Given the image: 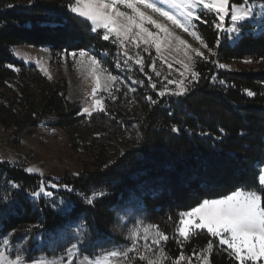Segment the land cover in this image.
<instances>
[{
	"label": "trees",
	"instance_id": "obj_1",
	"mask_svg": "<svg viewBox=\"0 0 264 264\" xmlns=\"http://www.w3.org/2000/svg\"><path fill=\"white\" fill-rule=\"evenodd\" d=\"M68 3L0 0V126L23 133L55 118L73 149L81 147L92 163L80 176L56 182L73 189L53 192L71 204L69 211L58 213L44 197L34 200L29 195L37 190L40 177L0 161V197L15 199L10 208L0 206V236L8 233L17 242L26 235L47 240L74 225L92 241L113 244L115 209L138 200L145 221L169 236L162 245L166 264L181 251L186 258L193 249L202 254L210 239L211 264H237L206 231L191 233L189 239L175 234L179 215L204 199H220L257 185L258 169L264 167V71L224 72L216 63L264 62V32L248 31L234 45L222 39L216 48V30L210 23L200 25L202 38L216 56L197 60L199 82L191 84L187 94L157 97L158 90L147 78L146 85L134 92L118 81L112 89L116 99H105L107 115L101 112L85 121L63 83L48 82L12 52L13 47L29 46L48 49L53 57L80 49L111 57L115 45L92 32L88 22L74 18ZM208 19L211 22L212 17ZM246 89L256 95L247 96ZM79 122L85 123L82 136ZM13 183L20 189L12 188ZM99 192L104 195L86 203V195ZM191 264H198L195 257Z\"/></svg>",
	"mask_w": 264,
	"mask_h": 264
},
{
	"label": "snow or ice",
	"instance_id": "obj_2",
	"mask_svg": "<svg viewBox=\"0 0 264 264\" xmlns=\"http://www.w3.org/2000/svg\"><path fill=\"white\" fill-rule=\"evenodd\" d=\"M124 9V10H122ZM68 10L74 14V18H83L85 22L90 21V30L94 33L102 30L98 34L104 41H111L117 45L114 60V68L116 70L127 72L131 71L128 67L129 61L139 65V71L144 72V59L137 52L135 58L129 55L128 45L134 48H140L143 44L144 52L149 55V48H155V52L161 53L162 43H171L170 37L172 33L168 26L158 22L153 18V14H158L160 17L170 21L184 32H188L196 38L202 47L207 50L209 55H205L204 51L199 48L193 49L197 56L202 60L208 61L210 57L216 56V52L202 38L199 32L200 25L210 23L216 30V39L214 46L218 48L222 39L236 42L245 35L246 25L250 22L253 27L262 26L261 31L264 32V0H69ZM208 14H212L211 22L208 19ZM73 18H69L68 22H72ZM227 20V25H226ZM146 25H151L156 31L151 30ZM221 34H223L221 36ZM186 42L181 40L180 44ZM190 47V46H188ZM187 55V53H185ZM73 60L86 58L87 66L90 69L91 75L95 79V86L91 91L92 102L83 107L82 112L91 117L93 112H103L107 115L104 99L100 93H107L108 97L115 100L116 97L112 94L114 84L118 80L126 81L131 84L143 85L144 81H133L131 78H125L119 75H113L108 71L106 64H102V60L107 59L106 54H96L94 51L80 49L78 52L73 51L66 53ZM99 55V58H98ZM162 62L167 63L161 55ZM264 59V58H261ZM191 60V57H189ZM83 62V60L81 61ZM215 63V60L212 61ZM184 67V72L179 73V81H174L168 77H164L167 81L162 85V90L156 93L157 97L182 96L187 94L189 85L198 83L200 78L199 72H192L189 65L179 62ZM245 63H251L246 60ZM123 65V67H122ZM9 67H12L9 65ZM150 67L155 72V61ZM169 70L173 68L172 64H168ZM220 68L225 65L220 64ZM191 72V79L188 80V85L184 84V80L188 79L185 73ZM159 77L161 74L155 72ZM150 87L156 89V83L152 82V77H147ZM179 84L180 87L176 91L168 88V85ZM223 85L225 81H220ZM130 91H135V88L129 87ZM247 96L256 95L251 90H245ZM127 93H125L126 95ZM145 99L155 104L151 96H146ZM179 131V129H173ZM223 129H221V132ZM29 174L33 173L31 167L25 169ZM41 176L43 174L41 173ZM50 189L63 188L68 191H73L69 184H58L51 179H41L37 190L29 193L32 199L45 195L53 197L54 193ZM12 188L19 190L20 185L13 183ZM103 192L92 193L84 197L87 204H93V198L96 196L102 197ZM15 203L13 196H8L7 199L0 197V206L11 207ZM67 207L70 210V205L64 200L59 201V205L53 204V207ZM179 228L175 234L178 237L189 239L190 232L199 233L206 231L211 238H215L217 245L228 252L229 255L237 262V264H264V167L258 169V181L256 186H252L249 190L239 189L233 191L230 195H225L220 199H204L197 207L189 211L181 213L178 217ZM158 225L149 224L141 236L136 228L132 230L131 245L126 248L114 246L107 251L103 264H109V258H114L115 264H130L132 259H139L145 264H161L166 258L164 249L160 247L161 242L168 241L169 236L161 231H156L150 236V229H158ZM78 231H83L78 227ZM14 231V230H13ZM10 234L6 233L0 236V264H29V259L26 256L28 248L26 246L27 237H25L23 247H16L17 242L14 239H9ZM79 241V237H77ZM226 246V247H224ZM82 244L72 243L66 250V257L62 256L59 260L53 259L50 264H75L77 256H83L84 259L79 264H101L94 257L96 253H85L82 251ZM213 249V243L210 239L206 249H202L198 253L195 249L192 250L190 257H185L181 251L178 258L171 261V264H181L187 261L191 264L192 257H195L197 262L209 264L210 253ZM158 251L159 255L155 253ZM130 253H136L135 257H130ZM31 264H38L35 257L32 258Z\"/></svg>",
	"mask_w": 264,
	"mask_h": 264
},
{
	"label": "rangeland",
	"instance_id": "obj_3",
	"mask_svg": "<svg viewBox=\"0 0 264 264\" xmlns=\"http://www.w3.org/2000/svg\"><path fill=\"white\" fill-rule=\"evenodd\" d=\"M149 14L153 15V18L158 22L166 24L173 35L170 37L171 43H162L161 53L159 55L155 52L154 46L149 48L151 55L143 51L145 47L143 44L140 48H134L132 45L127 46L130 56L135 58L136 53L138 52L140 56L143 57L144 72H140L139 65L134 64L133 61H129L128 63V67L131 71L122 72L116 70L114 68V60L117 58L115 56L117 45L111 41L110 42L115 45L113 55L110 57L109 53L102 52L107 55V59L102 60V64H106L108 71L113 75H119L125 78L130 77L133 81H144L143 85L138 83L130 85L126 81L118 80L128 87V89L129 87L135 88V91L146 85L145 78L148 76L152 77V82L156 83V89L158 91L162 90V85L167 83L164 77L179 81L182 78L176 69H179L180 72H184V67L179 63L181 61L183 64L189 65L192 72H195L197 60L200 59V57L192 51L193 49L199 48L201 51L205 52V55H209L207 50H205L199 41L191 36L190 33L184 32L183 29L172 25L170 21L165 20L158 14ZM211 17L212 14H208V18ZM81 19L84 20L83 18ZM87 22L91 24L90 21ZM225 23L227 25V20ZM146 26L151 30L156 31L151 25ZM261 27L262 26H256L254 28L253 24L250 22L246 25L245 33L249 31L258 34L261 32ZM101 31L102 30H98V32ZM181 40L186 43L184 45L180 44ZM237 42L238 41H229L231 45H234ZM12 52L14 56L18 60L23 61L26 66H35L38 72L46 78L48 82L63 83L68 91V99L70 102L76 104V108H78V111L80 112L79 115L85 119V121L90 118L82 112L83 107L88 106L92 102L91 91L95 86V79L90 73L86 58L78 57L76 60H73L70 55L65 58L66 53L53 57L48 49H37L29 46L13 47ZM185 53H187V55ZM161 55L165 58L167 63L161 61ZM189 57H191V60H189ZM82 60L83 62H81ZM153 61H155V72L161 74L159 77L155 75V72L150 67ZM245 61L246 60L232 62L217 61L216 64L219 70L224 72L264 71V62L250 60L251 63H245ZM168 64L173 65L171 70L167 67ZM220 64L225 65V67L220 68ZM185 75L188 79L184 80V84L188 85V80L191 79V72H187ZM179 87L180 85L178 83L168 85V88L172 91H176ZM100 95L105 103V99L108 96L107 93H100ZM99 113L101 112H93L92 116ZM56 123L55 118L49 117L38 127L29 128L23 133H18L15 129L5 130L0 126V161L9 163L14 167L22 169L24 172H26L25 169L31 167L34 171L30 175L38 176L44 180L50 178L54 183L80 176L85 169L90 168L92 158L81 147L79 150H74L67 134ZM79 124L82 127L79 129L80 136H82L85 129V123L79 122ZM77 125L78 123H74L75 127H77ZM26 173L29 174L28 172ZM41 173L43 176H41ZM48 190L59 192L63 189L57 188L53 190L49 187ZM41 197L47 199L49 206H51L55 212L65 213L69 211L67 207H53L54 203L59 205V201L62 200L59 194H54L53 197H48L42 194ZM68 204L71 207V204ZM115 215L114 223L110 227L113 236L117 237V240L114 241L113 244L110 240L92 241L90 237H87L84 230L78 231L77 229L79 226L74 225L61 228L56 233L49 235L47 240L38 238L37 236L33 237L32 235H26V246L28 248L26 256L29 259V264H31L33 257L37 259L38 264H50L53 259L59 260L62 256L66 257V250L72 243H78V246L82 244V251L85 253H96L97 255L94 258L103 264L107 251L111 250L114 246H119V248L123 249L131 245L133 228H136L142 236L144 229L149 225L145 221L146 214L144 208L140 205L138 200H130L116 208ZM79 228L82 229L81 227ZM157 230L158 229L149 230L150 239ZM191 233L192 232H190V234ZM77 237H79V241L77 240ZM9 239L13 240L10 236ZM24 239L15 246L23 247ZM164 243L165 242L162 241L160 247H162ZM155 255H159L158 251H156ZM207 255L209 257V264H211L210 254L207 253ZM135 256L136 253H130V257ZM83 259V256H77L75 264H79ZM166 263L167 259L165 258L161 264ZM109 264H115L114 258H109ZM130 264H145V262L140 261L139 259H132ZM198 264H202V261L198 262Z\"/></svg>",
	"mask_w": 264,
	"mask_h": 264
}]
</instances>
